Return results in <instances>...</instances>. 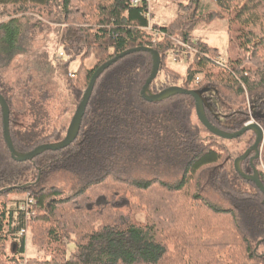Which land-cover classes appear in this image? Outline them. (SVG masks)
<instances>
[{"label": "trees", "instance_id": "trees-1", "mask_svg": "<svg viewBox=\"0 0 264 264\" xmlns=\"http://www.w3.org/2000/svg\"><path fill=\"white\" fill-rule=\"evenodd\" d=\"M129 1L0 0V95L9 107L17 152L60 142L66 133L65 126L50 132L41 128L47 119L45 104L54 97L45 86L34 84L31 76L14 82L5 78L35 28L55 31L68 59L53 61L64 72L75 106L97 68L129 49L148 47L161 58L149 87L152 93L171 86L189 89L193 76L202 73L194 90L205 91L210 106L205 114L213 126L233 133L254 114L264 132V0H213L216 12L200 0L180 2L171 22L152 24L163 35L155 42L143 29L145 5L134 8ZM214 19L228 23L227 61L216 64L219 50L199 41L179 84L181 77L165 65L169 53L182 50L178 42L190 39L199 23ZM89 57L95 65L83 74ZM75 60L81 64L71 78L69 66ZM151 69L146 52L117 60L96 80L75 141L30 161L11 159L0 110V235L11 225L6 196L26 193L34 203L26 204L28 216L20 211L16 233L29 228L33 244L50 255L27 264H264V195L235 172L234 159L227 166V154L202 137L205 129L191 96L156 103L142 99ZM219 87L234 94L225 98L236 106L225 122L216 112L223 103ZM243 89L247 110L236 101H246ZM24 118L31 119L27 127L22 126ZM260 164V159L253 162L256 169ZM240 168L252 173L249 158ZM59 172L70 177L69 192L45 186L46 178ZM258 173L264 185V172ZM174 178L175 183L167 182ZM209 195L225 207L208 203ZM138 212L145 214L144 223L135 220ZM24 247L21 236L12 242L11 252L24 254ZM0 264L16 263L0 258Z\"/></svg>", "mask_w": 264, "mask_h": 264}, {"label": "rangeland", "instance_id": "rangeland-1", "mask_svg": "<svg viewBox=\"0 0 264 264\" xmlns=\"http://www.w3.org/2000/svg\"><path fill=\"white\" fill-rule=\"evenodd\" d=\"M186 1L187 0H151V12L153 14L152 23L160 26L168 24L180 11L179 3H186ZM200 2L201 5L209 7L213 12L217 11L213 0H200ZM33 22L34 20L31 21V24ZM227 27L228 23L226 19H214L206 23L202 21L195 28L190 39L192 38L194 40H198V42L203 41L210 47L217 48L220 52L218 58H222L227 61ZM31 34L32 36L30 40L24 44V49L17 51V56L13 58V61L5 72V78L8 82H14L18 79L25 81L28 76H31L34 84L45 86L47 91L53 94L54 97L45 104L47 119L43 120L41 128L44 129L45 132H50L52 129L62 126H65L67 129L77 105L75 106V102L71 99V96L67 91L63 70L58 68L53 61L57 52L61 51L60 47L57 45L55 31L53 29H42L41 31H38V29L35 28L33 32L31 31ZM194 46L193 48L195 49ZM183 56L184 55H180L177 59H175L174 56L169 54L165 62L167 68L173 70L181 77L179 84L183 82V79L186 76L187 68L192 61L191 56L190 58H186L185 56L184 58ZM80 64L79 60L73 61L69 66V74L75 75ZM94 65L95 60L93 57L86 59L83 62V74L87 70L92 69ZM195 77H199L202 80L203 74H195L193 79ZM188 88L194 89V86H190L189 82ZM243 90V96L246 101L243 103L242 97L238 98V100L236 99V101L242 103L243 110H247L249 108L248 95L246 89ZM219 92V96L223 100V103L221 105L218 104L216 112L221 116L220 121L225 122L223 119L224 116L227 115L230 110L236 109V106L234 104H229L225 98L227 96L234 98V94L226 87H219ZM212 94L213 93H210L209 96H212ZM30 121L31 119L29 118L22 119V126L27 127ZM249 122H252V120ZM202 137L206 138L205 140L207 142H214L217 146H219V149H222L223 152L227 154V166H229L233 159L235 160V158L242 155L244 151L251 146L250 142L252 134L251 132H247L238 139L224 140L212 136L206 130H203ZM259 159L261 160V164L257 170L258 172H264V140L260 148ZM175 180L176 178L168 180L167 182L175 183ZM71 183L72 181L69 176L59 172L52 173L48 176L44 184L45 186H57L63 189V191L69 192ZM27 198L28 194L26 193H12L5 198L7 202L6 209L9 214L7 221H11V225L10 227L6 225L3 235H0V238L4 237L0 240V258H13L16 264H27L30 260L42 261L50 259V255L40 251L39 248L33 244L29 228L26 230V235L24 236V254H14L11 252L12 242H19L20 239L18 233H16V228L20 223V211L27 203ZM205 200L216 207H225V204L213 195L205 197ZM135 220L139 223H144L145 214L143 212L136 213ZM71 249L72 246L70 245L69 250Z\"/></svg>", "mask_w": 264, "mask_h": 264}, {"label": "water", "instance_id": "water-1", "mask_svg": "<svg viewBox=\"0 0 264 264\" xmlns=\"http://www.w3.org/2000/svg\"><path fill=\"white\" fill-rule=\"evenodd\" d=\"M137 52H146L151 55L152 58V69L149 77L147 78L142 90H141V97L144 101L148 103H156L164 101L168 98H171L176 95H188L191 96L195 103V114L199 121V123L204 127V129L210 133L212 136L218 137L224 140H232L238 139L241 136L245 135L247 132H251L254 134L255 140L253 144L248 147L242 155L235 158L233 162V167L235 172L245 181L250 182L255 185V187L264 195V185L262 184L258 170L253 166V162L258 160L260 157V148L262 146L264 140V132L259 124H257L254 119L255 115L252 114L251 118L253 119L252 122H248L244 125V127L236 132L229 133L218 129L217 127L213 126L206 117L205 110H210L209 103L207 99L203 96L205 93L204 90H194V89H184L180 86H171L165 90H162L158 93H152L149 89L150 84L153 80L157 77L161 65V58L157 51L148 48V47H139L129 49L108 62L102 64L99 68H97L93 75L90 78L89 84L86 90L83 93L82 99L78 106L75 109V112L70 120V123L66 129V133L64 138L60 142L50 143V144H42L37 146L32 151L27 153H19L14 149L10 132H9V107L5 101V99L0 95V110H1V117H2V125H3V138L6 143V146L9 150L10 157L13 161L17 163L30 161L33 158L41 155L46 151H58L68 147L71 143L75 141L78 136L81 121L86 110L91 92L94 88L96 80L98 77L108 69L112 64H114L117 60L130 55L132 53ZM225 117V116H224ZM252 155V156H251ZM247 158H249V163L252 168L251 174H245L241 168L240 164L244 162Z\"/></svg>", "mask_w": 264, "mask_h": 264}, {"label": "built area", "instance_id": "built-area-1", "mask_svg": "<svg viewBox=\"0 0 264 264\" xmlns=\"http://www.w3.org/2000/svg\"><path fill=\"white\" fill-rule=\"evenodd\" d=\"M143 5H145V11L143 12V16L147 20V26L143 29L153 37V42H155L156 40H160V38L163 36L162 33H159L153 30L152 28L153 23H152V17H151V13H152L151 12V0H130L129 1L130 7L136 8V7H141ZM197 43H198V40H194L192 38L188 39L186 42H178L182 50H174V51H171L169 54H171V56H174L175 59H177V56H180V55H184L185 57H187V55L194 56L197 53V51L196 49L193 48V46L196 45ZM66 59H68V57L61 50V51H58L57 54L55 55L54 61L60 62V61H65ZM214 62L220 66H223L226 61L223 60L222 58H217L215 59ZM69 76L71 78L74 77L73 74H69ZM199 81H201V79L199 77H195L194 79L190 81V86L192 87L194 86L195 88L198 85ZM32 203H34L33 199L28 196L26 204H32ZM26 204L24 208L21 209V211L26 212V215L28 216V213L26 210ZM25 235H26V231L24 230L20 231V233L18 234L19 237L25 236Z\"/></svg>", "mask_w": 264, "mask_h": 264}, {"label": "flooded vegetation", "instance_id": "flooded-vegetation-1", "mask_svg": "<svg viewBox=\"0 0 264 264\" xmlns=\"http://www.w3.org/2000/svg\"><path fill=\"white\" fill-rule=\"evenodd\" d=\"M252 156V155H251Z\"/></svg>", "mask_w": 264, "mask_h": 264}]
</instances>
